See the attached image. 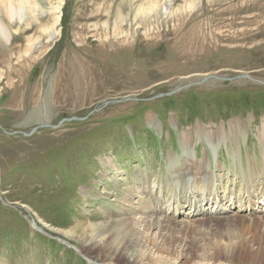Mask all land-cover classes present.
Wrapping results in <instances>:
<instances>
[{
    "label": "rangeland",
    "instance_id": "374dc122",
    "mask_svg": "<svg viewBox=\"0 0 264 264\" xmlns=\"http://www.w3.org/2000/svg\"><path fill=\"white\" fill-rule=\"evenodd\" d=\"M152 1L38 0L44 22L15 19L17 34L0 41V264H264V215L238 203L174 215L201 196L229 207L245 187L264 204V0H173L182 15L168 21ZM56 16L48 41L41 24ZM28 36L41 46L19 51ZM215 76L226 80L202 81ZM197 129L209 141L197 140L195 162L208 157L209 177L178 186L167 162ZM151 197L163 204L146 215ZM165 216L166 227L153 223ZM123 219L137 222L132 245L84 246Z\"/></svg>",
    "mask_w": 264,
    "mask_h": 264
},
{
    "label": "bare ground",
    "instance_id": "6f19581e",
    "mask_svg": "<svg viewBox=\"0 0 264 264\" xmlns=\"http://www.w3.org/2000/svg\"><path fill=\"white\" fill-rule=\"evenodd\" d=\"M182 1H185V3H184L185 7L187 6L190 9L191 8L195 9L196 7H198L200 2H202V0H182ZM212 1H214V0H206V3H212ZM60 2H61V0H60ZM172 4H173V0H154V1H152L153 11H154V13L163 14L164 16H166L165 21L166 20L168 21L170 19L171 20L180 19L181 15H182L181 14L182 11L174 13V11L171 10ZM141 11L142 10L139 9L138 13L140 14ZM48 12H50V10L46 9L42 5V3L38 2V0H31V1H28V0H0V41L4 40L6 43L10 44L11 40L13 39L12 37L17 34V33L11 32L12 22H14L15 19H18L20 22H23L22 24H24L25 27H27L29 25V23L27 22V20H28L27 18L31 17L33 19V21H35V22L40 21V23H41V22H44V20L41 19V15L42 14H49ZM54 13H55V11H54ZM58 21H59V17L56 16L53 19L52 26H50L49 24H46V23L41 24L40 30H42L44 33H46L48 41L52 40L55 37L56 30H54V25ZM120 22H124V17H122L120 19ZM25 31H27V30L24 28L20 32L24 33ZM116 34H115V36H116ZM122 34L124 37H127L129 35V33H126L124 31ZM117 36H118V34H117ZM28 37L29 38H27V40H25V44L23 46L24 48L18 47V48H21V49H19V51L23 50L24 53H27L28 51L35 49V47H34L35 44H37V46L38 45L41 46L40 36H36L35 38H32L31 36H28ZM172 125H175L174 122H172ZM183 134H185V133H183ZM187 134L183 135L184 137L180 139L181 154H179V155L174 154V156H171V157L168 156L169 159L167 162L168 163V170H169L171 176L173 177V180H175L177 185L183 184L185 187H187L189 181H190V183L192 182V180H190V179H194V181L197 184L200 181H202L203 179H205L209 175L208 169L210 168L209 167V159L206 156H205L206 158H204V160L202 161L201 164L195 162L197 157L195 156L194 148H195V145L197 144V140L200 141V139H203V140L209 141L206 138L207 137L206 132L204 130H200V129H197L196 131L194 130L192 132V136L194 139H192L191 141L187 140L185 138V136H187ZM261 155H262V160H263L262 162H263V175H264V144L262 145ZM230 156H232L233 159H236L235 158L236 156L234 154L233 149H232V151H230ZM233 162H235V161H233ZM217 170L218 171L222 170V166H218ZM187 178H189L188 181H186ZM215 183H216V181H215ZM206 186H207V189H209V188L213 189L214 188L213 179H211V182L209 184H206ZM192 187H193V185H192ZM198 187H199V185H198ZM183 189H186V188H182V190ZM190 189L188 191H190ZM195 190H196V188H195ZM185 191H183V192H185ZM243 195H245V194H243ZM262 195L264 196V191L262 192ZM178 197L180 198V196H178ZM240 199H241V201L245 200V207H244V205L242 207L246 208V210H247V207L249 205L248 204L249 202L254 203V205L249 208L248 213L251 214V211H253L252 213H264L263 205L257 203V199L254 197V195H252L250 192H248V190L246 192V195L244 197L242 196ZM211 202L212 201L209 199L198 197L197 199H195V201H193V203H191V207H190L189 212L186 213L185 211H182V210H178L177 212H175L174 215H175V219L177 220V221L175 220V223L179 224L180 222H182V221L178 220L180 218V216H184L185 218L189 219L190 217L204 216L205 214H211L213 212H215V214H218L219 211H220L219 213H229L232 211V208H224V207L219 208V206H218L212 212L211 211L209 212L207 210V208H205V205H207V204L209 205ZM204 203H205V205H203ZM153 204H154V206H157L159 203L157 201H154ZM174 204L175 203H173V205ZM192 206H193V209H191ZM183 207L184 206L181 205V206H179V209H182ZM147 209L143 211L146 215H147V213H152L154 210H157L159 208L158 207H154V208L153 207L152 208L147 207ZM241 211L242 210H238L237 212L239 213ZM131 223H132V221H127V219H123V220H118V221H111V222L105 223L103 225L102 224L98 225V226H96V228H93L92 230H90V233L87 236H85V240H84L83 244L85 247H87L89 249L91 248V249H99L100 250V249H102L101 247L104 246V243L106 242L107 244L114 245V248H116V249H114V252L117 253V252H119V250H122L121 247H123V246L125 247L127 245H132L135 242L134 240L130 241V239H132V237H133L132 235L130 236V233L134 232L133 229L136 228L137 222L132 223V224ZM153 223H157L160 226H162L164 224L163 226L166 227V225L169 223V219L165 216L161 220H157V221L154 220ZM31 226L33 228L39 230V231H43L36 225V223L32 222ZM44 226L47 227V225H44ZM81 227H83V225H80V228ZM69 235L74 237L75 232L71 231L69 233ZM122 235L126 236V238H127L126 241H124V238L122 237ZM77 253L81 254L79 249H77ZM133 256L131 255V258H130V256L127 257L126 264H147L146 259L134 258ZM163 260H167V259L157 258V260H155V264H160V263L162 264ZM88 262H89V264H97L96 262H94V260H91V259L90 260L88 259ZM109 263H107V264H109ZM218 264H227V263L220 261V263H218Z\"/></svg>",
    "mask_w": 264,
    "mask_h": 264
},
{
    "label": "water",
    "instance_id": "95a60500",
    "mask_svg": "<svg viewBox=\"0 0 264 264\" xmlns=\"http://www.w3.org/2000/svg\"><path fill=\"white\" fill-rule=\"evenodd\" d=\"M244 78H248V77H246V76H243ZM243 77H241V78H243ZM221 79V80H226V79H223V78H220V77H218V76H215V77H206V78H204L202 81H205V80H208V79ZM249 79V78H248ZM230 80V79H229ZM173 93V92H172ZM172 93H170V94H172ZM44 127H49V128H52V129H56L57 127L56 126H49V125H44V126H42V128H44ZM34 130H31L30 131V133H21L20 132V134L22 135V136H25V137H30V135H32V132H33Z\"/></svg>",
    "mask_w": 264,
    "mask_h": 264
}]
</instances>
